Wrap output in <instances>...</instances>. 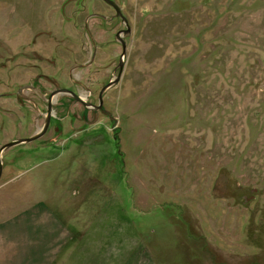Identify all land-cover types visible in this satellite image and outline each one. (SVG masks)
Here are the masks:
<instances>
[{"label": "rangeland", "instance_id": "374dc122", "mask_svg": "<svg viewBox=\"0 0 264 264\" xmlns=\"http://www.w3.org/2000/svg\"><path fill=\"white\" fill-rule=\"evenodd\" d=\"M116 1L0 0V148L54 93L2 153L0 225L43 202L76 264H264V0Z\"/></svg>", "mask_w": 264, "mask_h": 264}, {"label": "crops", "instance_id": "0c3cea01", "mask_svg": "<svg viewBox=\"0 0 264 264\" xmlns=\"http://www.w3.org/2000/svg\"><path fill=\"white\" fill-rule=\"evenodd\" d=\"M33 208L0 225V264H76L72 257L80 249L74 245L80 227L68 229L63 216L43 202ZM38 232L45 234L35 236Z\"/></svg>", "mask_w": 264, "mask_h": 264}, {"label": "water", "instance_id": "95a60500", "mask_svg": "<svg viewBox=\"0 0 264 264\" xmlns=\"http://www.w3.org/2000/svg\"><path fill=\"white\" fill-rule=\"evenodd\" d=\"M105 1H107L109 4H111V5L116 9V11H117V15H118V16L122 17L125 21L128 22V18H127V16L124 14L121 5H120L116 0H105ZM129 30H130V25L128 24V28L126 29V32H129ZM118 36H120V35H118ZM121 42H122V44L124 45V53H123V55L121 56V61H120L119 66H120V68H123V66H124V55H125V53L127 52V46H126V43H125V41H124L123 39H121ZM113 85H114V81L112 80V81L109 82L108 85H106V86L104 87V89H103L102 92H101V99H102V97H103V93H104L108 88H110V87L113 86ZM62 90L71 92L69 89H62ZM53 95H54V93H52V95H51V97H50V105H52V100H51V99H52V96H53ZM77 96H78V98H80L79 95H77ZM88 104H91V105L94 106L93 103H88ZM95 107H96V108H99V107H101V106L95 105ZM50 108H51V107H50ZM51 117H52V109H49V111H48L47 122H46L45 126L43 127V131H41L40 133L35 134L34 136L29 137V138H20V139H17V140H15V141L8 142V143H6L5 145H3V146L0 148V179L2 178L3 169H4V168H3V161H2V153H3L6 149L12 147L13 145H16V144H19V143H22V142H25V141H32V140L38 138L39 136L43 135V134L48 130V128H49V124H50Z\"/></svg>", "mask_w": 264, "mask_h": 264}, {"label": "flooded vegetation", "instance_id": "af4514ba", "mask_svg": "<svg viewBox=\"0 0 264 264\" xmlns=\"http://www.w3.org/2000/svg\"><path fill=\"white\" fill-rule=\"evenodd\" d=\"M44 79V78H43ZM42 85V86H41ZM38 87H40L39 89L42 91L44 90L45 86L44 84H42V82H39L38 79H34L33 81H30V82H27L25 83L24 85L23 84H20L19 86V95H22L24 94V90H26V88H29V89H32V90H36ZM67 93V92H65ZM35 95V94H34ZM36 97V95H35ZM93 103V102H92ZM51 107V108H50ZM49 109H52V117H51V120L53 118V102H52V105H50V101H49V107H48V111ZM51 120H50V124H49V127L51 125ZM8 143V142H7ZM6 144V143H5ZM4 144V145H5ZM6 151V150H5Z\"/></svg>", "mask_w": 264, "mask_h": 264}]
</instances>
